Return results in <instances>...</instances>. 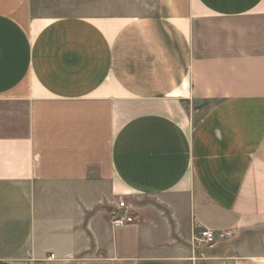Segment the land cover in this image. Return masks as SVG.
<instances>
[{
    "label": "crops",
    "instance_id": "crops-1",
    "mask_svg": "<svg viewBox=\"0 0 264 264\" xmlns=\"http://www.w3.org/2000/svg\"><path fill=\"white\" fill-rule=\"evenodd\" d=\"M107 2L0 0V264H264V0Z\"/></svg>",
    "mask_w": 264,
    "mask_h": 264
},
{
    "label": "rangeland",
    "instance_id": "rangeland-1",
    "mask_svg": "<svg viewBox=\"0 0 264 264\" xmlns=\"http://www.w3.org/2000/svg\"><path fill=\"white\" fill-rule=\"evenodd\" d=\"M136 4H142V0H116V8L119 12L133 10L135 9ZM33 6L34 13L36 15L59 17L74 14L89 15L97 12H103L107 9L109 3L107 0H33ZM124 198L126 199V202L131 205L133 212L138 211L139 205L142 204V202L147 205L152 202L127 197ZM156 203L157 202L155 201L153 205L159 206V204ZM150 206L153 207L152 205ZM114 209L115 207L113 206L111 211ZM230 240V236L224 239V241L227 242Z\"/></svg>",
    "mask_w": 264,
    "mask_h": 264
},
{
    "label": "built area",
    "instance_id": "built-area-1",
    "mask_svg": "<svg viewBox=\"0 0 264 264\" xmlns=\"http://www.w3.org/2000/svg\"><path fill=\"white\" fill-rule=\"evenodd\" d=\"M136 222L132 207L126 201H120L115 210L111 211V223L114 227H125V225ZM229 234L223 231H215L210 228H201L195 231L193 241L196 246L215 245L219 240H224Z\"/></svg>",
    "mask_w": 264,
    "mask_h": 264
}]
</instances>
